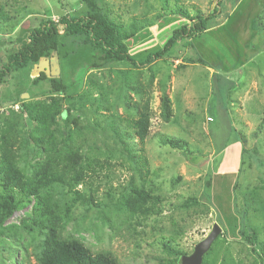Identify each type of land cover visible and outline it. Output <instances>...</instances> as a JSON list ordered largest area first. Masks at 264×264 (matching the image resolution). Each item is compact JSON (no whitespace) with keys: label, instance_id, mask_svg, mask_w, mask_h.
<instances>
[{"label":"rangeland","instance_id":"obj_1","mask_svg":"<svg viewBox=\"0 0 264 264\" xmlns=\"http://www.w3.org/2000/svg\"><path fill=\"white\" fill-rule=\"evenodd\" d=\"M96 1L125 29L150 22L127 42L136 61L161 51L190 24L177 10L194 18L216 4ZM85 10L80 0H0V65L20 48L28 29ZM184 42L144 69L121 63L79 71L59 64L53 76L50 66L48 78L62 81L66 93L53 92L49 79L34 85L36 65L20 71L0 86V131L18 123L26 137L34 129L37 123L19 114L21 104L56 98L70 109L54 127L61 143L56 147L65 140L81 150L84 174L76 190L94 195V202H75L61 188L54 196L71 203L64 235L93 253L108 252L118 264H173L168 240L170 248L191 255L217 224L222 231L203 264H264L257 245L264 244V0H224L221 15L191 40L192 48ZM197 58L203 63L191 64ZM165 95L172 106L169 122L161 117ZM147 104L150 128L142 141L132 122ZM165 137L181 147L164 146ZM20 149L27 175L51 150L31 141ZM136 189L162 198L160 217L142 219L127 210L123 197ZM33 206L31 201L0 225V264H37L45 233L34 227Z\"/></svg>","mask_w":264,"mask_h":264},{"label":"trees","instance_id":"obj_2","mask_svg":"<svg viewBox=\"0 0 264 264\" xmlns=\"http://www.w3.org/2000/svg\"><path fill=\"white\" fill-rule=\"evenodd\" d=\"M86 10L78 15H63L57 21L47 19L39 27L28 29L20 48L8 56L6 63L0 65V86L12 75L37 65L42 59L52 60L57 55L60 66H68L72 70L101 69L121 63L129 64L134 69H144L157 61L163 60L179 42L185 41V48L191 47V40L207 31L209 23L221 15L224 0H216L211 11L190 18L187 12L177 10L190 19V24L176 30L165 43L161 51L149 54L144 60L136 61L129 54L127 42L145 25L133 22L129 29L113 20L108 12L96 0H80ZM79 41V43H77ZM191 64H202V60H190ZM51 82L53 92L66 93L68 87L60 80L50 79L45 73L33 80L37 85L42 80ZM52 91L50 94H55ZM161 117L165 122L172 118L171 100L163 96ZM138 120L132 122L143 141L149 133V105L142 107ZM69 108H62L56 98L51 103L21 104L19 114L28 116L36 122L34 129L26 136L18 123L11 124L0 131V225L10 218L14 212L23 209L34 201L33 213L36 216L34 227L38 226L45 233L37 264H118L108 252L93 253L83 241L64 235L71 203L64 199L68 194L77 199L94 202V195L76 190L83 182L82 163L85 160L81 150L75 145L65 143L57 150V138L54 127L58 119L65 121L70 115ZM71 138V134L61 133ZM36 135L43 137L41 140ZM23 139V140H22ZM27 139H29L27 141ZM22 140V142H21ZM35 142L37 149L48 145L45 162L41 163L31 175H27L21 167V145ZM58 140L59 145L61 144ZM62 141V140H61ZM164 146L179 149L181 142L170 138L160 139ZM57 146V147H56ZM127 146V151H130ZM93 162L97 160L93 159ZM63 189L61 201L55 199L57 189ZM66 201V202H64ZM162 198L145 189L134 190L133 194L123 197V205L133 215L142 219L160 217L163 212ZM29 230L34 228L29 226ZM171 240L165 244L167 251L173 256V264H181L183 253L170 248ZM255 245V244H254ZM264 257V244H257Z\"/></svg>","mask_w":264,"mask_h":264},{"label":"water","instance_id":"obj_3","mask_svg":"<svg viewBox=\"0 0 264 264\" xmlns=\"http://www.w3.org/2000/svg\"><path fill=\"white\" fill-rule=\"evenodd\" d=\"M50 64L52 65V75L56 76L59 73V58L56 55L54 61H52L51 63L49 62V60L42 59L36 65V74H38V77L41 72L45 73L47 76H50L49 75V68L51 66ZM221 231H222L221 227L215 224L209 236L195 246L194 252L191 255L181 256L180 258L181 264H203L204 257L210 251L213 243L215 242Z\"/></svg>","mask_w":264,"mask_h":264},{"label":"flooded vegetation","instance_id":"obj_4","mask_svg":"<svg viewBox=\"0 0 264 264\" xmlns=\"http://www.w3.org/2000/svg\"><path fill=\"white\" fill-rule=\"evenodd\" d=\"M51 63V62H50ZM51 65V64H50ZM52 66V65H51Z\"/></svg>","mask_w":264,"mask_h":264}]
</instances>
